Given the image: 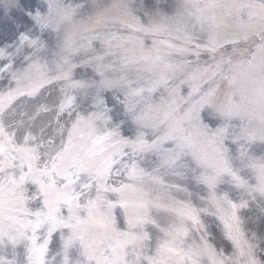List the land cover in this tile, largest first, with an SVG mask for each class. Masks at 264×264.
<instances>
[{"label": "clouds", "instance_id": "clouds-1", "mask_svg": "<svg viewBox=\"0 0 264 264\" xmlns=\"http://www.w3.org/2000/svg\"><path fill=\"white\" fill-rule=\"evenodd\" d=\"M0 264H264V0H0Z\"/></svg>", "mask_w": 264, "mask_h": 264}]
</instances>
